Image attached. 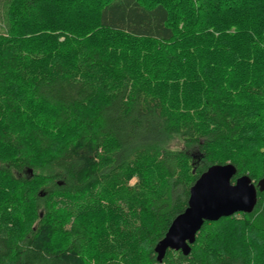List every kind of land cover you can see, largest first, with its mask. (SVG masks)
Here are the masks:
<instances>
[{"label": "trees", "instance_id": "16d2710c", "mask_svg": "<svg viewBox=\"0 0 264 264\" xmlns=\"http://www.w3.org/2000/svg\"><path fill=\"white\" fill-rule=\"evenodd\" d=\"M0 10V264H264L262 192L155 251L210 167L264 178V0Z\"/></svg>", "mask_w": 264, "mask_h": 264}, {"label": "water", "instance_id": "95a60500", "mask_svg": "<svg viewBox=\"0 0 264 264\" xmlns=\"http://www.w3.org/2000/svg\"><path fill=\"white\" fill-rule=\"evenodd\" d=\"M237 168L232 164L214 165L205 171L190 189L188 206L177 216L165 237L156 246L162 263L168 250L189 256L205 222H217L239 213L251 214L264 193V178L256 184L248 175L233 183Z\"/></svg>", "mask_w": 264, "mask_h": 264}, {"label": "rangeland", "instance_id": "374dc122", "mask_svg": "<svg viewBox=\"0 0 264 264\" xmlns=\"http://www.w3.org/2000/svg\"><path fill=\"white\" fill-rule=\"evenodd\" d=\"M3 12H1L0 10V15H2ZM78 222H76L75 220H68V221H62V220H55V224H57V226L65 228V229H70L72 227H76L78 224ZM77 246L81 249V253H83L85 251V245H83L82 242H78Z\"/></svg>", "mask_w": 264, "mask_h": 264}]
</instances>
